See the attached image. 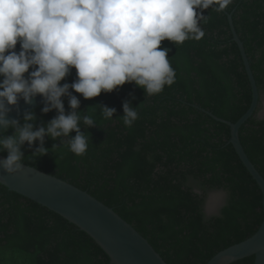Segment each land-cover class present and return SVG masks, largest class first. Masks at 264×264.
Masks as SVG:
<instances>
[{
  "label": "trees",
  "instance_id": "obj_1",
  "mask_svg": "<svg viewBox=\"0 0 264 264\" xmlns=\"http://www.w3.org/2000/svg\"><path fill=\"white\" fill-rule=\"evenodd\" d=\"M204 14L201 39L177 45L161 42L170 49L176 79L160 94L144 95L129 83L88 100L74 93L80 99L78 111L96 116V126L81 124L91 141L84 155L76 156L66 146L52 148L63 137L45 136L49 152L39 157L32 154L38 142L21 145L23 163L111 207L166 264H206L220 250L250 237L264 218L261 190L229 142V126L212 116L235 122L252 99L232 39L230 14L259 93L256 109L239 128V140L264 178V118L257 115L264 96V0H231L226 8L212 6ZM74 79L73 69L66 82ZM63 101L68 112L67 97ZM124 101L138 106L139 119L131 128L120 117ZM97 104L115 108L113 119H103ZM42 106L34 108V128L56 115L55 110L41 113ZM13 132L1 130L0 136ZM214 190L224 191L225 198L218 211L208 215L205 205ZM5 250L29 253L34 264H109L107 254L87 233L0 183V253ZM253 263L251 255L231 264Z\"/></svg>",
  "mask_w": 264,
  "mask_h": 264
},
{
  "label": "clouds",
  "instance_id": "obj_2",
  "mask_svg": "<svg viewBox=\"0 0 264 264\" xmlns=\"http://www.w3.org/2000/svg\"><path fill=\"white\" fill-rule=\"evenodd\" d=\"M231 0H0V129H14L0 136V169L14 174L22 169L21 145L38 142L34 156L49 152L45 136L61 140L76 156L84 155L96 126L95 113L82 114L79 94L88 100L118 90L126 83L155 96L175 83L176 71L162 41L174 45L199 40L207 23L204 12L212 6L226 8ZM17 45L19 48L17 50ZM75 70L71 83L66 78ZM62 81H65L61 83ZM41 97V113L55 110L46 125L35 127L34 109L20 118L9 112L23 100ZM67 97L69 111L63 98ZM99 113L113 119L116 109L105 105ZM93 107V106H91ZM89 109V108H88ZM138 106L122 103L123 125L139 119ZM21 119L23 123L21 124ZM70 133H75L70 136Z\"/></svg>",
  "mask_w": 264,
  "mask_h": 264
},
{
  "label": "water",
  "instance_id": "obj_3",
  "mask_svg": "<svg viewBox=\"0 0 264 264\" xmlns=\"http://www.w3.org/2000/svg\"><path fill=\"white\" fill-rule=\"evenodd\" d=\"M228 22L232 39L239 48L250 82L252 99L246 112L235 122L212 116L229 126V142L259 186L264 212V178L248 158L238 135L240 126L256 109L259 93L243 43L234 29L230 14ZM42 104L43 101L39 96L34 98L31 104H25L20 100L7 118H18L25 110L34 109ZM5 157L0 154V160ZM0 183L9 190L54 211L87 233L107 254L109 264H166L149 242L111 207L65 180L23 163L21 171L14 174H7L0 169ZM251 255L254 256L253 264H264V218L250 237L220 250L206 264H231Z\"/></svg>",
  "mask_w": 264,
  "mask_h": 264
},
{
  "label": "rangeland",
  "instance_id": "obj_4",
  "mask_svg": "<svg viewBox=\"0 0 264 264\" xmlns=\"http://www.w3.org/2000/svg\"><path fill=\"white\" fill-rule=\"evenodd\" d=\"M259 118H264V96L261 108L257 113ZM225 192L214 190L208 194L205 212L208 215L215 214L218 208L224 202ZM0 264H34V256L29 253H23L17 250H5L0 253Z\"/></svg>",
  "mask_w": 264,
  "mask_h": 264
}]
</instances>
